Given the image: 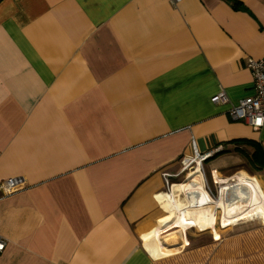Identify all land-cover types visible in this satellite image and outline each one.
Returning <instances> with one entry per match:
<instances>
[{"label":"crops","instance_id":"obj_1","mask_svg":"<svg viewBox=\"0 0 264 264\" xmlns=\"http://www.w3.org/2000/svg\"><path fill=\"white\" fill-rule=\"evenodd\" d=\"M249 58L264 0H0V264H264V126L211 100L253 93Z\"/></svg>","mask_w":264,"mask_h":264},{"label":"built area","instance_id":"obj_2","mask_svg":"<svg viewBox=\"0 0 264 264\" xmlns=\"http://www.w3.org/2000/svg\"><path fill=\"white\" fill-rule=\"evenodd\" d=\"M172 1L177 2L178 0H172ZM247 67L250 70L253 78L254 91L251 95L239 99L236 103H230L226 93L224 91H220L219 93L213 95L211 97V100L215 104L229 103L230 107L228 109V113L232 120L243 121L248 125H250L253 129H259L262 126H264V59L249 58L247 60ZM214 150L211 149L209 151L199 153L196 147L194 146L193 147L194 157L191 158L187 156L184 157L182 160L183 170L188 168L189 172H191L198 168L199 172L202 174L201 162L206 158H208L210 155H212ZM222 181L223 179L219 180V185H218L219 192L223 186ZM23 183L24 180L20 176L9 177L0 182V190L3 191L4 193H12L20 186H22ZM233 224L234 222L229 223L227 225L222 224L221 226L228 227ZM5 246H6V240L0 236V252L4 250Z\"/></svg>","mask_w":264,"mask_h":264},{"label":"rangeland","instance_id":"obj_3","mask_svg":"<svg viewBox=\"0 0 264 264\" xmlns=\"http://www.w3.org/2000/svg\"><path fill=\"white\" fill-rule=\"evenodd\" d=\"M188 172H189V169L187 168V169L184 170L182 176H180L178 179H176V180L173 181V182L177 183V184H174L172 186L171 196H172L173 199H177V197H180V199L188 201V196L186 195V192L188 190L195 191L199 187H200V189L203 188L202 186L193 184L190 181L189 178H188L189 179V182L193 186V189H189L187 187V185H185L183 183H180V184L178 183V182L184 181L187 178ZM212 192H213L212 194H213L214 197L212 195H211V197L216 198L218 196V193H219L218 190H216V191L213 190ZM211 197L207 193H205V194H203L201 196V199L203 201H207V200H211L212 199ZM176 202L180 203L179 201H176ZM221 215H222V213H218V219H217L216 226H215V228H217V229H223V228H225V227L221 226L223 224V223H221V220H220L221 219ZM190 229H191L190 231L193 232V233H201L203 231L212 230V228H206V229L201 230V229H198V228H195V227L190 228Z\"/></svg>","mask_w":264,"mask_h":264},{"label":"bare ground","instance_id":"obj_4","mask_svg":"<svg viewBox=\"0 0 264 264\" xmlns=\"http://www.w3.org/2000/svg\"><path fill=\"white\" fill-rule=\"evenodd\" d=\"M188 178L190 179V181L195 184V185H199V186H202V183L203 181L200 179L199 177V174H198V171L197 169L196 170H193L191 172L188 173ZM248 184L250 185V187L252 188V190L254 191V195L257 196V194L261 191V186L259 183H252V182H248ZM226 189V187H224ZM193 189V188H191ZM199 188H197L195 191L199 190ZM176 190V189H175ZM228 190V189H227ZM227 190L223 193L224 195L221 197L220 201H222V203H225L227 201L226 199V193H227ZM232 190V189H231ZM195 191H192V190H188L187 193L188 194H192L193 192ZM201 191L204 192V189L201 188ZM186 193V194H187ZM166 202L169 206L173 207L174 209L177 208V205L180 204L178 202H176L172 196H171V192H168L167 195H166ZM187 204V203H186ZM198 204V203H196ZM226 210H227V215H228V208L226 207ZM261 217V214H258L257 217Z\"/></svg>","mask_w":264,"mask_h":264},{"label":"trees","instance_id":"obj_5","mask_svg":"<svg viewBox=\"0 0 264 264\" xmlns=\"http://www.w3.org/2000/svg\"><path fill=\"white\" fill-rule=\"evenodd\" d=\"M250 161L253 165L264 167V151L260 150L258 145H255Z\"/></svg>","mask_w":264,"mask_h":264},{"label":"water","instance_id":"obj_6","mask_svg":"<svg viewBox=\"0 0 264 264\" xmlns=\"http://www.w3.org/2000/svg\"><path fill=\"white\" fill-rule=\"evenodd\" d=\"M237 188H239L238 186H235V187H232L231 189L232 190H234L235 192H236V194H237ZM241 189V188H240ZM199 192L198 191H196V194H198ZM240 199L237 197L233 202H235V201H239Z\"/></svg>","mask_w":264,"mask_h":264}]
</instances>
